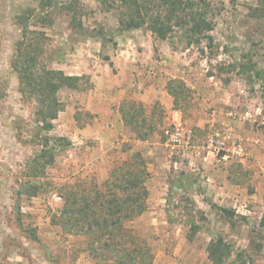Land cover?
<instances>
[{
  "label": "rangeland",
  "instance_id": "obj_1",
  "mask_svg": "<svg viewBox=\"0 0 264 264\" xmlns=\"http://www.w3.org/2000/svg\"><path fill=\"white\" fill-rule=\"evenodd\" d=\"M206 1L215 24L212 49L206 41L189 46L177 34L172 42L154 47L149 58L154 63L138 62L144 64L141 73L122 75L132 92L135 86L151 85L165 91L149 106L132 98L120 104L135 102L144 111L136 120L140 130L146 126L139 120H147L149 140L134 141L136 134L128 128L132 137L112 136L102 146L106 135L79 143L77 136L72 141L57 127L59 119H70L67 106L78 109L79 96L93 85L88 76L81 82L85 91L59 92L65 109L54 129L45 132L36 116L37 102L24 94L13 63L28 36L37 45L39 65L69 75L75 57H88L81 41L112 40L119 34L117 12L102 0H0V264H114L111 255L106 262L92 257L84 235L89 226L70 231L80 217L74 198L93 196L94 186L104 189L112 172L125 169L135 154L144 162L146 209L124 223V234L149 246L153 264H211L207 247L219 235L250 264H264L262 5L257 0ZM129 75L133 80L128 82ZM173 110L179 112L176 121ZM214 114L219 122L212 121ZM74 116L80 124L89 120L82 111ZM244 127L260 136L255 156L249 152L254 141L240 136ZM177 129L182 141L173 147L169 139ZM69 132L72 138L76 134ZM46 141L55 149V160L36 176L33 160ZM236 146L242 154L232 153ZM212 174L215 183L227 186L224 194L210 185ZM34 184L39 189L30 197L26 190ZM192 223L199 230L190 239Z\"/></svg>",
  "mask_w": 264,
  "mask_h": 264
},
{
  "label": "trees",
  "instance_id": "obj_2",
  "mask_svg": "<svg viewBox=\"0 0 264 264\" xmlns=\"http://www.w3.org/2000/svg\"><path fill=\"white\" fill-rule=\"evenodd\" d=\"M109 3L117 12L118 33L145 30L161 41H170L177 34L187 41V44H201L208 42L207 47H213L212 32L215 29L211 18L210 3L206 0H102ZM260 5L258 11L264 15V0H257ZM27 28L25 33H27ZM33 34V33H32ZM35 46V47H34ZM37 45L32 38H26L19 44L20 56L14 61L13 68L18 74L19 82L24 94L33 97L37 102L36 116L41 123V129L50 132L54 129V121L64 111L65 105L59 99V92L64 89L85 91L81 86L87 76L68 75L62 70L48 69L38 64ZM89 89V88H88ZM172 96H176L174 89L168 88ZM138 110L135 102H123L120 106L126 127L136 134V139L147 141L150 138L149 125L143 118L140 125L146 126L140 130L136 118ZM141 119V118H140ZM64 140L58 138L57 141ZM69 142V141H68ZM70 143V142H69ZM48 141L40 154L33 160V173L45 174L47 167L55 160V149L48 147ZM143 160L138 154L132 156V162L124 168L112 172L113 180L103 183L104 189L94 186V194L75 195V211L80 215L77 221L73 220L70 231L77 225L89 226L86 240L89 241L90 252L95 261L109 260L111 255L114 264H153V255L149 246L144 243L138 245L137 237L124 234V223L135 219L145 212L147 194L144 188L145 177ZM115 188L127 195L114 194ZM36 184L28 188L30 197L37 194ZM147 193V192H146ZM113 199L109 200V196ZM70 204L71 193L65 194ZM227 211V210H226ZM65 228L68 224H65ZM189 238L193 239L199 230L197 224H191ZM67 230V229H66ZM34 235V234H33ZM32 237H35L32 236ZM208 259L211 264H250L243 252L233 250L230 243L219 235L213 238L207 247ZM97 262V263H98Z\"/></svg>",
  "mask_w": 264,
  "mask_h": 264
},
{
  "label": "crops",
  "instance_id": "obj_3",
  "mask_svg": "<svg viewBox=\"0 0 264 264\" xmlns=\"http://www.w3.org/2000/svg\"><path fill=\"white\" fill-rule=\"evenodd\" d=\"M159 41L161 40L155 39L149 31L142 29L119 33L112 40L89 37L85 41H81L84 43L85 47L83 48L88 57H75L76 60L71 61L67 69L70 72L69 75L88 76L93 85L79 96L78 109L72 105L67 106L70 119H66L67 121L63 119L59 121V119L58 131L63 129L65 134L62 135L70 137L72 141L77 136L79 143H84V140L90 138L94 140L101 139L106 135L107 138L102 140V146H106L112 136L130 135L132 137L120 112L121 102L132 98L149 106L154 99H158L159 94L165 93V91L159 86L151 85L145 88L143 86H135V91L132 92L129 88L130 85H126L127 83L125 82L127 81L122 75L127 76V74H130L134 76L137 73H141L140 67L144 64H139V61L141 63L145 61V66L154 63L153 60L149 61V58L151 52L154 51V47L158 46ZM161 44L164 45V42ZM91 55L94 60L89 57ZM130 75L128 76V82L130 79L133 80ZM118 80L123 82L120 84ZM166 108L169 109V107ZM75 111L85 112L89 120L80 124V121L74 116ZM172 112H174L176 121L179 118V112L176 110ZM212 121L219 122L220 119H217L214 114ZM223 123L227 124V121ZM64 124H68V131L66 130L67 126ZM69 130L76 132L73 138L70 136ZM227 131L232 134L233 129L230 127L227 128ZM239 133L240 136L254 141L253 144L249 143V152L252 156H255L260 136H257L251 128L247 127L240 129ZM135 140L137 141V139ZM204 159L207 158L205 157ZM208 181H211L210 185L218 190V195L225 193L227 186L215 183L214 174L209 175Z\"/></svg>",
  "mask_w": 264,
  "mask_h": 264
},
{
  "label": "built area",
  "instance_id": "obj_4",
  "mask_svg": "<svg viewBox=\"0 0 264 264\" xmlns=\"http://www.w3.org/2000/svg\"><path fill=\"white\" fill-rule=\"evenodd\" d=\"M182 132L177 129L176 131H174L171 135H170V139H169V143L174 147L177 144H179L182 141ZM233 154H242L243 153V149L241 146H236L233 150H232Z\"/></svg>",
  "mask_w": 264,
  "mask_h": 264
}]
</instances>
